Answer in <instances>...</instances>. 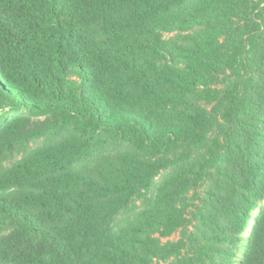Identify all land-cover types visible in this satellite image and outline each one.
I'll use <instances>...</instances> for the list:
<instances>
[{
  "label": "trees",
  "instance_id": "trees-1",
  "mask_svg": "<svg viewBox=\"0 0 264 264\" xmlns=\"http://www.w3.org/2000/svg\"><path fill=\"white\" fill-rule=\"evenodd\" d=\"M0 264H264V0H0Z\"/></svg>",
  "mask_w": 264,
  "mask_h": 264
},
{
  "label": "rangeland",
  "instance_id": "rangeland-1",
  "mask_svg": "<svg viewBox=\"0 0 264 264\" xmlns=\"http://www.w3.org/2000/svg\"><path fill=\"white\" fill-rule=\"evenodd\" d=\"M35 146H37V145H39V143H37V144H34Z\"/></svg>",
  "mask_w": 264,
  "mask_h": 264
}]
</instances>
